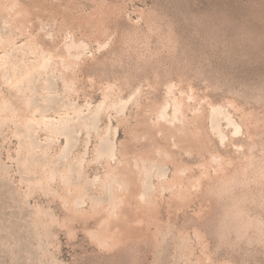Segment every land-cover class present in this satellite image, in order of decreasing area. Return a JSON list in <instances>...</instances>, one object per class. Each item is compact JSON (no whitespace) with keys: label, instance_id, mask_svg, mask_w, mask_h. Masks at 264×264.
<instances>
[{"label":"rangeland","instance_id":"obj_1","mask_svg":"<svg viewBox=\"0 0 264 264\" xmlns=\"http://www.w3.org/2000/svg\"><path fill=\"white\" fill-rule=\"evenodd\" d=\"M0 264H264V0H0Z\"/></svg>","mask_w":264,"mask_h":264},{"label":"bare ground","instance_id":"obj_2","mask_svg":"<svg viewBox=\"0 0 264 264\" xmlns=\"http://www.w3.org/2000/svg\"><path fill=\"white\" fill-rule=\"evenodd\" d=\"M78 46H79V43H78ZM81 46V45H80ZM69 47H74L73 46V44L72 43H70L69 44ZM56 121V120H55ZM49 123V122H48ZM61 124V123H60ZM45 125V124H44ZM50 127H49V130L51 131V132H53V133H55V132H57V131H59V130H61L60 129V125L58 124V123H56V122H51L50 123ZM65 126H66V124H64ZM67 127V126H66ZM69 127V126H68ZM63 129V128H62ZM65 129V128H64ZM60 133L62 132V130L61 131H59ZM64 134V133H63Z\"/></svg>","mask_w":264,"mask_h":264}]
</instances>
